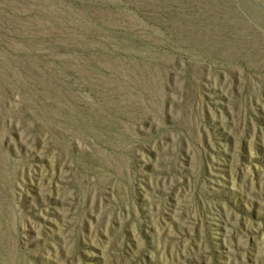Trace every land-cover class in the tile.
Here are the masks:
<instances>
[{
  "label": "rangeland",
  "instance_id": "rangeland-1",
  "mask_svg": "<svg viewBox=\"0 0 264 264\" xmlns=\"http://www.w3.org/2000/svg\"><path fill=\"white\" fill-rule=\"evenodd\" d=\"M0 264H264V0H0Z\"/></svg>",
  "mask_w": 264,
  "mask_h": 264
}]
</instances>
